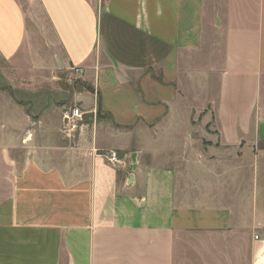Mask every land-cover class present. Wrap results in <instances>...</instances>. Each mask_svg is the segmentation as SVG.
Instances as JSON below:
<instances>
[{"label": "crops", "instance_id": "1", "mask_svg": "<svg viewBox=\"0 0 264 264\" xmlns=\"http://www.w3.org/2000/svg\"><path fill=\"white\" fill-rule=\"evenodd\" d=\"M263 156L264 0H0V264H264Z\"/></svg>", "mask_w": 264, "mask_h": 264}, {"label": "rangeland", "instance_id": "2", "mask_svg": "<svg viewBox=\"0 0 264 264\" xmlns=\"http://www.w3.org/2000/svg\"><path fill=\"white\" fill-rule=\"evenodd\" d=\"M24 2H27V0H24ZM206 25H209V24H206ZM212 26V29H214L215 27H214V25H211ZM208 27V26H207ZM209 29L210 28H207V30H206V32L208 33V31H209ZM45 59H46V57H45ZM189 81H191V83L193 82V80H192V75H191V80H189ZM207 81H209V78L206 76V74L205 73H197L196 74V82H197V86H200L199 88H197L196 90H189L190 91V94H192V96L191 97H189L188 99H189V101L190 100H195L194 102H196V103H198V104H200L201 102H204V100H205V97H204V93L207 91L206 89H205V82H207ZM210 82H211V91L214 93L215 92V84H216V81H215V79L214 78H211L210 79ZM182 97H184V95L182 96ZM188 99H186V100H188ZM201 100V101H200ZM102 118V117H101ZM104 118V117H103ZM101 119V120H104V119ZM263 155V154H262ZM263 158H264V156H263ZM262 158V159H263ZM212 176L214 177V179H215V177H218V175H219V173H220V169L219 168H217V167H213L212 168ZM248 176H250V173H249V171L247 172V176L246 177H248ZM214 189H216V188H218V187H213Z\"/></svg>", "mask_w": 264, "mask_h": 264}, {"label": "built area", "instance_id": "3", "mask_svg": "<svg viewBox=\"0 0 264 264\" xmlns=\"http://www.w3.org/2000/svg\"><path fill=\"white\" fill-rule=\"evenodd\" d=\"M74 73L81 74V70L79 68L73 69ZM83 113L80 111L78 107H72L66 111H64L62 115L63 121L66 122H73L77 121L82 118ZM96 154V153H95ZM97 156L101 157L109 166L115 168L120 166L121 160L116 152H107V153H100Z\"/></svg>", "mask_w": 264, "mask_h": 264}]
</instances>
